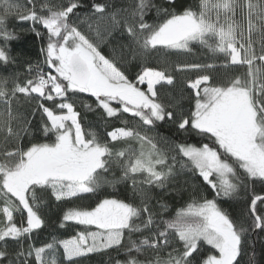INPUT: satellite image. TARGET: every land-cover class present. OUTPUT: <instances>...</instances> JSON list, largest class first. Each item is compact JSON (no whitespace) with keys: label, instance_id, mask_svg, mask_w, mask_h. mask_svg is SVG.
Here are the masks:
<instances>
[{"label":"snow or ice","instance_id":"1","mask_svg":"<svg viewBox=\"0 0 264 264\" xmlns=\"http://www.w3.org/2000/svg\"><path fill=\"white\" fill-rule=\"evenodd\" d=\"M28 3L31 7L19 0H0V39L15 38L7 27L13 15L33 26L43 25L47 44L41 51L49 66L45 72L39 64L34 68L30 64L29 72L34 70L35 75L23 84L18 76L0 75V133H4L5 143L15 141L14 147L0 151V215L4 218L0 223V264H29V258L34 264H62V258L65 264H77L78 258L90 253L124 247L126 238L130 244L125 249L128 259L117 260L116 264H239L242 237L248 229L233 220L218 200L235 197L242 187H248L240 170L246 179L264 183V0H199L198 8L179 11L174 6L176 0H165L169 7L152 0H136L134 7L112 12H107L109 5L94 0L95 36L101 37L100 21H110L105 29L108 35L123 24L130 43L136 46L132 59L158 48L191 51L196 43L213 54H223L225 67L247 69L222 82H214L208 74L188 81L194 93V106L188 115L168 110L161 99L157 86L173 85L170 72L144 66L135 81L130 80L117 66L115 57L105 56L99 43L70 22V16L77 14L74 10L83 7L81 0H67L66 5H54L50 0L38 6L35 0ZM153 8L156 19L149 23L145 16ZM90 18L85 14V20ZM88 28L92 30V24ZM0 63H15L2 46ZM213 67L185 64L178 69L203 71ZM140 85H146V89ZM79 93L95 97L106 117L131 113L143 125L168 119L180 130L191 128L208 137L211 144L169 143L123 121L124 127L107 133L110 141L131 140L139 147L128 145L114 150L95 131L82 126L76 110ZM18 94L38 100L37 109L47 121L42 123L41 131L45 137L53 134L52 142L21 143L32 130L31 121L13 107L19 103ZM114 102L120 107H114ZM81 103L91 110L90 104ZM14 123L19 127L14 129ZM169 153L182 157V170L190 165L198 172L214 196L194 197L172 219L157 222L143 186L163 188L174 175L177 156ZM113 165L122 170L120 180L131 179L132 198H104L95 207L73 206L63 215V222L74 221L97 230L80 231L67 239L53 237L39 247L29 244L14 256L10 253L9 240L19 243L44 224L40 212L43 197L38 192L50 190L56 200L71 201L95 194L105 184L115 187L120 181L105 176ZM136 176L144 179L137 181ZM258 202L264 205V195H253L248 214L252 229L264 231V208L258 210ZM163 208L166 211L167 205ZM145 231L149 235H143ZM133 233H141L138 242L131 239ZM173 236L182 244V250L173 246ZM205 246H210V254L203 252ZM166 249L162 256L160 252ZM145 250L155 255L139 259L147 255Z\"/></svg>","mask_w":264,"mask_h":264},{"label":"trees","instance_id":"2","mask_svg":"<svg viewBox=\"0 0 264 264\" xmlns=\"http://www.w3.org/2000/svg\"><path fill=\"white\" fill-rule=\"evenodd\" d=\"M20 3L31 7L28 0H19ZM43 0H35L38 6ZM83 7L74 10L77 14L70 16V22L74 23L82 32L89 35L94 42L99 43L101 52L109 57H115L117 66L129 77L130 80L135 81L137 74L141 71L142 67H155L166 69L174 77L173 85H165L163 88L157 86L161 95L162 101L168 105V110L173 111L175 114L188 115L189 110L194 106L193 90L188 87V81L195 79L199 75L208 74L213 77L214 82H222L227 77L241 75L247 71L244 67L228 66L225 67V57L223 54H213L206 47L194 43L191 46V51L164 49L158 48L157 50L150 51L143 56L137 55L136 59H132V50L135 45L130 43L129 36L124 30L123 24L120 28L113 30L111 35H108L105 30L110 21H100L101 37L98 39L95 36L96 16H92V8L94 0H81ZM97 3H105L109 5L107 12L115 11L117 8H131L134 7L136 0H95ZM157 5L169 7L165 0H152ZM54 5H66L67 0H50ZM199 0H176L175 8L177 11L184 7L198 8ZM107 12L105 16H107ZM85 14L91 18L85 20ZM124 16V13L120 14ZM239 16V13H238ZM156 19L155 8L147 12L145 20L152 23ZM83 21V22H82ZM92 24V30H89L88 25ZM7 27L9 31L14 32V39L3 40L0 39V46L6 47L10 52V56L15 60V63L3 64L0 63V75L4 76H18L19 82L23 84L28 78L35 75L33 70L29 72V65L39 64L41 69L47 72L49 66L44 63L45 54L41 51L42 47L47 44V32L43 25L36 24L33 26L30 21H20L17 16H10L7 20ZM35 27V31H33ZM39 32L41 35H37ZM102 41V42H101ZM127 45V47H125ZM258 47V45H257ZM185 64H213L215 67L203 71L198 70H184L178 69V66ZM11 87V83L9 84ZM146 89V85H140ZM19 103L14 104L13 107L20 113H23L31 121L32 134L25 135L21 143L29 145L32 143L52 142L54 139L53 134L45 137L41 131L42 123H46V118L37 109L38 100L33 96L32 98L25 97L23 94H18ZM81 102L90 104L91 110L86 109ZM119 106V104L115 103ZM48 106H52L48 102ZM76 110L80 113V121L82 126L87 130L95 131L99 138L114 150L127 147L131 145L133 148H138L139 145L131 140L122 142H112L107 133L113 131L115 128L124 127L123 121H127L129 126L137 125L141 130H147L149 135L157 137L158 140H166L169 143H189L200 146L202 143H210L206 136H202L197 131L189 128L187 131L180 130L177 123L165 119L164 121H157L154 125H143L138 117H134L131 113L118 114L117 117H106V114L101 108L97 107L95 97L90 93H79L76 97ZM34 113V114H33ZM14 129L19 125L13 124ZM0 151L10 149L15 146V141L9 139L6 143L4 141V133H0ZM162 147L166 145H161ZM169 155H176L177 161L174 165V175L169 179L163 188L156 186H143V190L147 193L148 204L150 211L155 214L157 222L162 220L172 219L176 212L186 207L192 202L193 198L200 199L203 196L212 199L214 196L211 187L203 180L195 170H191L189 165L188 169H181L180 162L182 157L177 153H169ZM186 162V161H185ZM169 163H172L170 160ZM241 178L244 183L248 185L247 188H241V191L232 198H220L218 203L225 209L238 224L243 223L244 227L248 230L242 237V251L238 257L239 264H264V231L258 230L255 234L251 227L252 217L248 214L250 201L253 195H264V183L259 180L251 181L243 176L242 170ZM105 176L108 180L116 179L120 181L113 187L110 184L103 185L95 194H84L82 198H73L71 201H58L52 195L50 190L38 192V195L43 197V207L41 208V216L44 224L40 229L34 230L30 237L24 238L19 243L8 241L10 253L15 254L21 248L26 249L29 244L37 247L51 242L53 237L57 239H67L76 235L80 231H93L95 226H84L74 221L63 222V215L65 211L73 206H82L86 208L95 207L101 199L104 198H117L130 200L133 196V188L131 179L120 180L122 170L113 165ZM137 181H142L143 176H136ZM135 203H139V197L136 198ZM163 205H167L165 211ZM2 206V203H0ZM264 208L258 202V210ZM26 217V213H25ZM17 221L20 217L16 216ZM26 226V219H25ZM154 227V226H153ZM161 227L163 225L161 224ZM127 235V234H126ZM143 235H149L145 231ZM141 233H133L132 240L139 241ZM173 246L182 250L180 244L175 236L172 237ZM124 247L119 249H107L96 253H90L86 257L77 259V264H116L117 260L125 261L128 256L125 249L130 246L128 239L123 241ZM147 255H140L138 258L141 260L152 258L155 253L152 250H145ZM168 250H162L160 254L163 256ZM210 246H205L204 253H211ZM62 253V248L60 249ZM133 255H136L133 252ZM29 264H34L33 258H29ZM62 264H65L62 258Z\"/></svg>","mask_w":264,"mask_h":264},{"label":"rangeland","instance_id":"3","mask_svg":"<svg viewBox=\"0 0 264 264\" xmlns=\"http://www.w3.org/2000/svg\"><path fill=\"white\" fill-rule=\"evenodd\" d=\"M237 18L239 19L240 17H239V16H237ZM48 71H49V70H48ZM53 74H55V73H54V70H53ZM113 106H114V107H119V106L115 105L114 103H113ZM3 220H4L3 216H2V215H0V223H2V222H3ZM95 230H97V229H95ZM95 230H93V231H95Z\"/></svg>","mask_w":264,"mask_h":264},{"label":"water","instance_id":"4","mask_svg":"<svg viewBox=\"0 0 264 264\" xmlns=\"http://www.w3.org/2000/svg\"><path fill=\"white\" fill-rule=\"evenodd\" d=\"M257 231H258V229H257V230H254V232H253V233L255 234Z\"/></svg>","mask_w":264,"mask_h":264}]
</instances>
